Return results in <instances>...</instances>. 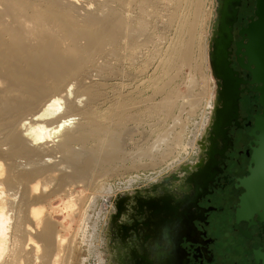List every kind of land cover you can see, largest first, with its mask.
Returning a JSON list of instances; mask_svg holds the SVG:
<instances>
[{"label": "bare ground", "instance_id": "obj_1", "mask_svg": "<svg viewBox=\"0 0 264 264\" xmlns=\"http://www.w3.org/2000/svg\"><path fill=\"white\" fill-rule=\"evenodd\" d=\"M80 1L0 0V264H74L81 242L89 245L92 255L97 225L91 215L98 199L112 192L108 179L133 157L150 158L149 167L159 164L153 160L159 140L135 151L125 147L131 133L128 122L140 115L135 108L143 100L134 102L123 91L115 92L113 102L105 96L108 87L118 90L121 84L115 63L121 50L131 49L136 39L147 35L146 19L134 24L125 13L135 6L145 16L155 2L101 0L90 8V1L85 6ZM202 7L203 0H189V15L179 25L182 43L180 39L169 54L170 70L194 61ZM203 57L202 96L178 100L168 88L172 78L167 74L153 90L163 98L148 111H161L168 119L179 105L189 107L188 115L204 108L191 129L185 121L173 120L179 131L174 128L176 135L162 154L167 171L181 156L188 157L187 149L193 148L208 113L212 83L205 50ZM137 178L131 177L125 189L137 184ZM81 192L86 196L75 207L63 202L58 210L52 208L55 200L65 197L73 205L72 196ZM58 212L63 219L55 220ZM85 259L81 264H90Z\"/></svg>", "mask_w": 264, "mask_h": 264}, {"label": "water", "instance_id": "obj_2", "mask_svg": "<svg viewBox=\"0 0 264 264\" xmlns=\"http://www.w3.org/2000/svg\"><path fill=\"white\" fill-rule=\"evenodd\" d=\"M254 1L253 14L238 30L239 40L234 41L233 27L242 0H214L206 51L212 99L195 140L194 160L176 163L163 175L150 178L148 184L137 182L133 190L102 197L96 217L104 212L107 217L97 264H120L113 247L129 231L140 243L124 264H186L181 242L195 230L200 189L206 190L214 179L218 157L232 144L228 131L233 123L238 125L239 100L245 90L241 86L247 85L254 86L248 91L257 94L261 112L253 115L249 133L252 153L248 175L240 180L244 192L239 197L236 221L255 216L258 221L264 219V0ZM232 54L239 69L248 73L246 79L231 67ZM123 216L132 224L121 234Z\"/></svg>", "mask_w": 264, "mask_h": 264}, {"label": "rangeland", "instance_id": "obj_3", "mask_svg": "<svg viewBox=\"0 0 264 264\" xmlns=\"http://www.w3.org/2000/svg\"><path fill=\"white\" fill-rule=\"evenodd\" d=\"M89 1L91 3L90 4V8H91L95 5L96 2L101 1V0H81L80 1L81 3L80 2L79 3L82 4V6H85V5H87L86 3ZM154 2H155V4L152 7H149V9L147 11V15H145V16L141 15L140 11L137 8H135V6L131 7L129 9L130 11L128 10L125 13V15L127 16L126 18L130 17L132 20L133 19L135 20V21L133 20L134 24L138 23L140 18L144 19V20L146 19V21H147L146 22L147 23L146 29H147L148 33L146 32L147 35L145 37H141L142 40H139L140 38L136 39V40H138L134 44L136 47L132 46L131 49H122L121 50V52L119 54L120 57H118V59H117L118 61L115 62L118 73L120 75H122V76H120L121 77V81H120L121 84L119 85L118 90H113V89L108 87L106 89L105 96L108 98V101L111 100L113 102L114 101L113 99L116 98L115 92H117V91L122 92L123 91L122 93L124 95H128L126 97L131 98L134 102H139V101L143 100L142 101L143 104H141L135 108V110H136L135 113L140 114V115L139 116L137 115V117L135 118L136 119L135 121H129L128 122V126H130L129 128L131 129V133H130V136L126 139L125 147L129 151H135L136 148H138L140 145L151 144V143H153L152 141L159 140L158 146H156L155 147L156 149H154V152H156V153H154L155 156H153V158H154L153 160L159 164H156L155 167H152V166L149 167V165L153 161L150 158H149L150 159L149 160L148 158H145V157L139 158V159H138V157L137 158L133 157V159L131 158L130 160L132 161V165H131L130 160L126 161V163H124V168L126 167V170L124 171V168H123V170H118L116 176L113 175L108 179V183H110L112 185V192L110 193L112 195H114L118 191H121L123 188L125 189V184H128V180L131 177H133V178L138 177L139 178V180L137 178L138 182H143V184H144V183H149V179L153 178L152 176H154V178H155V176L157 174H159L160 171H165L167 169L168 162L164 165H163V162L161 163V160L163 158L162 154L165 153L166 150L171 145L170 141L172 138H170V137H173L175 132L179 131L178 128H176V126L174 125L173 120L175 118L176 119L178 118V120L180 119L181 121H185L187 124L186 127L191 129L194 121H200V115L204 109V108H202L203 107L202 106V107H200V109L197 112L192 113L191 115H188L186 112L189 111V109H188L189 107L186 105L183 109V107H181V105H179V103H178V105L180 107L177 106L175 108L176 110L174 109L173 114L171 116H169V119H168V116H165L164 114H162L161 111H159V112H157V111L149 112L148 111L149 105L161 104L160 101L163 98L162 97L163 95L156 94V92H154V91H155L156 86L162 84V82L165 81V79L167 78V75L169 77V80H170V78H172L169 81L168 88L169 89L172 88V90H174L176 92V94H177L176 96H178L177 97L178 100L182 99L183 101L184 100L187 101V99H189V98H187V96H191L190 98L192 99L198 93L199 94L197 96L200 97V95H201L200 93H202L201 88L204 85V83H202L203 82L202 81L203 80L202 75L205 71V67H204V71L202 70L203 69V62H204L203 55H204V50H205V52L207 51V42H208V38H209V30H210V25H211L212 18H213L212 15H213V9H214V0H203L202 24L200 26V30L198 33V39L197 40H199V41H197L198 44L197 43L195 44V48L193 51L194 61L189 66L181 65V66H178L177 69L173 68V66H172L171 70L167 67V63H169V61H168L169 60V54H171L173 47L178 48V45L180 44V42L182 43V40H183L182 37L183 36L181 35L179 25L181 24L183 17L185 18V15H187V16L189 15V0H154ZM248 3H250L249 13L244 15L243 18H245V20H242L236 24V27L238 29H240L242 26H246L247 22H248V18L253 14L255 1L249 0ZM171 13L172 14L174 13V17H171ZM146 16H147V18H146ZM180 18H182V19H180ZM178 21H179V23H178ZM206 33H207V36H206ZM179 40H180V42H179ZM205 45H206V48H205ZM132 48H133V50H132ZM132 54L134 55V57ZM193 63H194V65H193ZM197 63H201V64L199 65ZM194 67H197V68L195 69ZM199 67H200V69H199ZM207 67H208V65H207ZM208 75H209V70H208ZM124 79H125V81H124ZM210 81L211 80H210V75H209V82ZM211 83H212V81L210 82V85H211ZM123 84H124V86H123ZM122 87H124V88H122ZM120 88H121V90H120ZM111 90H112V92H111ZM127 90H129V91H127ZM133 94H135V95H133ZM189 94H191V95H189ZM146 97H147L148 101H147ZM137 99H139V100H137ZM207 112H208V108H207ZM206 115H207V113H206ZM188 120H189V122H188ZM172 127H173V129L170 132L169 129H171ZM196 127L198 128L199 125H197ZM174 128H175V132H173ZM168 130H169V133H168ZM163 131H165L168 134L169 138L167 139L165 137L167 140L164 138L166 133H164ZM196 132H197L196 128L193 129V133L195 134ZM161 133L163 134V136H161L162 135ZM185 133H186V131H185ZM187 134H188V132H187ZM188 136H189V138L193 139L192 134H189ZM161 137H163L162 140H160ZM164 139L167 141V143ZM160 141H162V142L164 141V142L162 143ZM134 142H137L138 144L134 143ZM144 142H146V143H144ZM157 149H158V152H157ZM159 152L160 153L162 152V153L160 154ZM156 155H158V156L156 157ZM180 159H182V157H180L176 161H178ZM191 159H193V156L190 158V160ZM136 160H137V162H135ZM133 163H134V165H133ZM159 166H160V168H159ZM158 169H160V170L158 172H155ZM146 177L148 179H146ZM85 196H86V192H81L79 194L73 195L72 198H74L76 200V203H73V205L71 204V202L68 201V197H65L64 200H55L56 202H53L52 208H54L55 210H58L59 207L63 204V202H64V205L67 204L68 207L74 206V204H78L79 202H81ZM101 199L102 198H99L97 201V203H99V204H97L98 207L101 203ZM98 207H97V210H98ZM97 210L95 209V211H94L95 213L93 212L94 215H91L93 217V218H91L92 221L96 222V225H97L96 232H95L96 239L94 238L96 241L94 243L95 247H94V249H92V252H91L92 255H90V252L88 250L89 245L81 242L80 245L78 244V248L76 249L75 256L73 258L74 264L77 263V261H76L77 258H79L78 264L79 263L81 264V260L83 261L84 258L90 259V261H91L90 262L89 260L85 259L86 263H88V261H89L90 264H97L98 259L101 256L100 247H101V243L103 240L102 231L104 229V225H105L104 222H105V218L107 217V214H106V212H104L100 216L96 217ZM91 214H92V212H91ZM56 215H57V218H55V220L63 219L62 218L63 215H61L60 212L56 213L55 217H56ZM95 219H96V221H95ZM93 222H90V225ZM75 226H76V222L74 221L73 229ZM98 229H100L101 231Z\"/></svg>", "mask_w": 264, "mask_h": 264}, {"label": "flooded vegetation", "instance_id": "obj_4", "mask_svg": "<svg viewBox=\"0 0 264 264\" xmlns=\"http://www.w3.org/2000/svg\"><path fill=\"white\" fill-rule=\"evenodd\" d=\"M248 1L241 2L237 22L233 27L234 41L239 40L236 24L245 20L244 15L249 13ZM230 60L231 67L246 79L248 73L239 69L234 54ZM241 88L245 90L240 95L238 125L233 123L228 131L232 144L223 156L218 157L219 170L214 179L207 184L206 190L200 189L201 195L193 221L195 230L189 238H183L181 242L186 264H264V219L258 221L255 216L248 221H236L239 197L244 192L240 187V180L248 175L252 153L253 138L249 133L254 122L253 115L261 112V107L256 102L257 94L248 91L254 86ZM187 150L190 154L188 157L181 156V162L194 160L195 144ZM192 156L193 159L190 160ZM135 187L136 184L129 190ZM126 217L123 216L120 221L121 234L125 227L132 224V221L124 220ZM139 241L132 231L120 237L116 247H113L116 262L124 264L130 257L129 252L139 249Z\"/></svg>", "mask_w": 264, "mask_h": 264}]
</instances>
